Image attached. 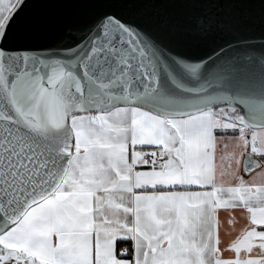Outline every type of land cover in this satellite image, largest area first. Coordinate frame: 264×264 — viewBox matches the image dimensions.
<instances>
[{
  "label": "snow or ice",
  "instance_id": "6c2138e0",
  "mask_svg": "<svg viewBox=\"0 0 264 264\" xmlns=\"http://www.w3.org/2000/svg\"><path fill=\"white\" fill-rule=\"evenodd\" d=\"M0 264H264V0H0Z\"/></svg>",
  "mask_w": 264,
  "mask_h": 264
}]
</instances>
